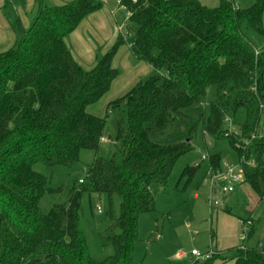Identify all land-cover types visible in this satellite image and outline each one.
Masks as SVG:
<instances>
[{"label": "trees", "instance_id": "trees-1", "mask_svg": "<svg viewBox=\"0 0 264 264\" xmlns=\"http://www.w3.org/2000/svg\"><path fill=\"white\" fill-rule=\"evenodd\" d=\"M117 1L129 14L131 54L152 73L110 102L102 118L88 108L120 77L113 62L126 36L90 71L75 60L66 40L104 8V1L52 6L35 0L26 27L18 14L24 1L5 0L2 10L15 42L0 53V264H135L140 217L156 210V190L168 186L179 159L194 151L200 129L211 139L229 142L243 185L257 204L264 203V135L247 143L261 128L264 133V0L246 10L234 0H219L216 8L200 0ZM112 111L115 152L102 157ZM174 135L180 142L169 143ZM83 151L96 157L77 177ZM209 164L211 172L221 170L222 156H210ZM200 168L187 167L178 186L185 181L188 188ZM59 170L68 180L54 186ZM64 193V202L42 211L44 198ZM85 195H106L111 205L114 197L120 200L119 216L111 206L110 224L99 233L101 246L114 250L102 262L91 255ZM249 212L248 220H241H252L244 245L214 251L210 259L193 264H264L259 247L264 240L256 238L262 219Z\"/></svg>", "mask_w": 264, "mask_h": 264}, {"label": "rangeland", "instance_id": "rangeland-1", "mask_svg": "<svg viewBox=\"0 0 264 264\" xmlns=\"http://www.w3.org/2000/svg\"><path fill=\"white\" fill-rule=\"evenodd\" d=\"M234 1L236 7L243 10L251 8L255 3V0ZM46 3L53 4L51 0H46ZM19 8L23 11L24 18L28 17L26 20L29 25L32 14L28 12V3L24 1ZM122 30L128 44L132 43L134 39L131 35H127L126 25ZM14 41V32L11 30L3 10L0 9V53L10 49ZM128 44L126 45L128 46ZM115 68L119 70L120 76L126 74L127 69L124 65H116ZM128 90L129 88L119 94L109 92L110 94L105 95L100 102L88 108L89 113L102 118L106 117L108 102L119 98ZM116 131V112L112 111L107 117L106 134L101 144L100 156L110 157L114 154ZM231 131L239 132L235 127ZM180 140V137L174 135L169 139V143H178ZM192 144L194 151L179 159L170 175L168 186L156 190V210L140 217L139 240L134 251L135 264H189V261L195 260L191 255L193 251L205 255L212 251L216 252L221 245L229 246V234L235 227L241 244L243 235L241 220H248L249 210H254L256 218L262 219V226L256 238L264 240V203L257 204L256 197L246 185L241 184L229 195L215 192L214 200L219 203V206L212 208L210 205L209 157L220 154L222 167L232 165L238 170V157L229 142L211 139L204 135L200 129ZM95 157V152L83 151L81 163L75 175L83 177ZM197 165H201V168L192 184L185 189V181H182L178 186L183 171L187 167ZM37 170L42 173L47 172L41 166L37 167ZM65 176L62 170L57 171L53 185L57 186L62 181L68 180ZM66 198V193L47 196L41 202V209L48 213L54 204L62 203ZM83 206L91 255L98 262L105 261L114 254V250L101 246L99 233L110 224L108 213L111 206L114 216H119L120 200L117 196L114 197L111 205L106 195L92 197L85 195ZM99 209L101 213H99ZM212 233L215 235L213 241Z\"/></svg>", "mask_w": 264, "mask_h": 264}, {"label": "crops", "instance_id": "crops-1", "mask_svg": "<svg viewBox=\"0 0 264 264\" xmlns=\"http://www.w3.org/2000/svg\"><path fill=\"white\" fill-rule=\"evenodd\" d=\"M23 1H25V3H28V12L31 14L35 5V0ZM102 1H104L105 3L104 8L85 19L80 27L68 37L69 40L68 38L66 40V43L70 48L75 60L81 65L83 69L87 71L92 70L97 63V58L99 56H103L116 43L118 38L123 35L122 29L125 27V25H127V21L129 19L128 12L120 6L117 0ZM51 2L53 3L52 6H61L65 4L67 0H51ZM200 2H202V4L209 8H216L219 6V0H200ZM4 4L5 0H0V9L3 8ZM18 14L23 21V24L27 27L28 22L26 18L28 17L24 18V13L21 8H18ZM133 42L130 44H128L127 42L126 44H128V46L124 45L119 50L117 56L114 59V68L116 65L121 64L124 65L127 70L125 75L121 74V76L113 83L110 93H123V91L128 88L129 92L140 81L146 79L152 73V68L147 63L138 60L132 61L136 60L131 54V45L133 44ZM128 92H125L120 97ZM110 102H108V104ZM249 211L248 213L249 215H251ZM253 218H256L255 213L253 214ZM231 232L229 234V246H227L226 244L225 246L221 245L216 252L224 253L227 250L234 249L240 246L239 239L237 237V228L235 227V229ZM191 260H193V258ZM194 262L195 260L189 261V264H193ZM228 262L219 264L235 263L234 260H231L230 263Z\"/></svg>", "mask_w": 264, "mask_h": 264}, {"label": "built area", "instance_id": "built-area-1", "mask_svg": "<svg viewBox=\"0 0 264 264\" xmlns=\"http://www.w3.org/2000/svg\"><path fill=\"white\" fill-rule=\"evenodd\" d=\"M261 112H262L261 113L262 114L261 126H263L264 124V105L261 106ZM263 135H264L263 129L261 128L258 134L253 135L251 140L248 141L247 143H250L252 140L256 138H261ZM239 169L240 171L238 172ZM238 170L236 167L232 165L231 166L225 165L224 167H222L221 170L217 171L216 173H213L211 171L208 173V179L210 183V205L212 208L219 206V203L214 200L215 192H218L222 195H229L233 193L238 186L243 184L244 177H243L240 165H238ZM99 213H101L100 209H99ZM241 224L243 226V235L241 237V242L244 245L247 242L249 233L251 231L252 220L241 222ZM259 247L261 249L264 248L262 244L259 245ZM191 255L195 259V261L202 262V261H206L210 259L214 255V252L212 251V252H209L203 255L197 251H193Z\"/></svg>", "mask_w": 264, "mask_h": 264}]
</instances>
